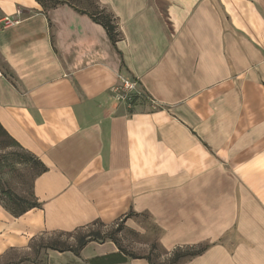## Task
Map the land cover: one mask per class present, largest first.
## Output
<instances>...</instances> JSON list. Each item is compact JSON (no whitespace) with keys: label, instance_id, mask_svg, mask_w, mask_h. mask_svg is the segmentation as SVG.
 Wrapping results in <instances>:
<instances>
[{"label":"crops","instance_id":"obj_1","mask_svg":"<svg viewBox=\"0 0 264 264\" xmlns=\"http://www.w3.org/2000/svg\"><path fill=\"white\" fill-rule=\"evenodd\" d=\"M98 2L116 45L67 4L0 0V126L46 169L35 208L0 205V254L132 213L124 224L142 234L149 215L170 256L209 244L183 264H264V0ZM121 79L145 97L121 100ZM118 251L91 242L52 264Z\"/></svg>","mask_w":264,"mask_h":264},{"label":"rangeland","instance_id":"obj_2","mask_svg":"<svg viewBox=\"0 0 264 264\" xmlns=\"http://www.w3.org/2000/svg\"><path fill=\"white\" fill-rule=\"evenodd\" d=\"M85 1L73 0L79 7L84 8L89 0ZM40 172L39 165L0 130V205L11 215L21 213L35 204L33 181ZM138 220L143 228L142 234L134 232L121 221L110 225L96 223L73 232H46L33 238L25 248H12L0 254V264H52L53 253L61 252L52 250L51 245H55L60 250L74 251L77 250L83 237L97 234H100L102 239L94 241L96 243L111 242L107 236L113 235L127 253L140 257L150 256L155 264H169L170 258L177 250L170 256L160 246V231L149 215H143ZM207 245L209 244L195 246V248ZM72 251L67 252L75 254ZM186 259L189 258H184L177 264H183Z\"/></svg>","mask_w":264,"mask_h":264},{"label":"trees","instance_id":"obj_3","mask_svg":"<svg viewBox=\"0 0 264 264\" xmlns=\"http://www.w3.org/2000/svg\"><path fill=\"white\" fill-rule=\"evenodd\" d=\"M36 1L42 7L43 11L47 14L52 9H55L60 5L67 4V5L71 6L72 8H74L77 12H79L81 14L88 15L91 19H93L94 22L102 25L105 28V30L107 31V34H108L110 40L112 41V43L114 45H116V43L121 38V32L119 31V26L117 24L116 17L111 12H109L105 7H102L100 5V3L98 2V0H93V1L92 0H89V1L86 0L87 3H85V6H86L85 8L79 7V5H77L75 2H73V0L72 1H69V0H36ZM49 2H50V5H49ZM0 130L5 134V136L11 142H13L15 145H17L19 147V145L4 131V129L1 126H0ZM27 155L36 164L39 165V167L41 168V172H44L46 170L44 167H42L41 163L38 160H36L34 157H32L29 154H27ZM36 206H37V203L35 201V204L29 206L27 209H24L21 213L13 214V216H20V215L26 213L27 211H29L30 209L35 208ZM132 215H133L132 213L129 214L125 219H127L128 217H130ZM125 219H123L121 221V223H124ZM96 223H100V222H96ZM96 223H94V224H96ZM101 224H103V223H101ZM83 228H85V227H83ZM80 229H82V228H80ZM77 230H79V229H77ZM120 230L122 231L123 229L121 228ZM101 237L102 236L100 234H97L96 236L95 235H89V236L83 237L80 240V243L78 244L77 250H74V251H72L70 249L60 250L55 245H51L50 248L52 250L59 251L61 253L67 252V251H72V252H75L76 255H79L80 251H82L89 243L97 241V240H101L102 239ZM107 239L112 241L118 247L119 251L117 253L108 255L106 257L94 259L91 261V264H121V263L127 262L128 259H147L150 264H155L150 256L140 257V256H135L133 254L127 253V251L121 246L120 242L113 235L107 236ZM209 247H210L209 245L202 247V248L201 247H199V248L188 247L185 250L182 248H178L177 251H175L174 255L170 258L169 264H177L184 258H193V257L199 256V255L203 254L206 250H208Z\"/></svg>","mask_w":264,"mask_h":264},{"label":"built area","instance_id":"obj_4","mask_svg":"<svg viewBox=\"0 0 264 264\" xmlns=\"http://www.w3.org/2000/svg\"><path fill=\"white\" fill-rule=\"evenodd\" d=\"M18 22L14 21L10 18L4 19V25L6 28L13 27ZM4 74L0 71V77H3ZM122 86L119 87L121 94L119 95L121 100H125L127 102H134L138 98L145 97V94L139 90V84L135 80L130 79H121Z\"/></svg>","mask_w":264,"mask_h":264}]
</instances>
